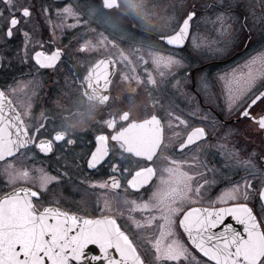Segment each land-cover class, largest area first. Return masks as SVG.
Wrapping results in <instances>:
<instances>
[{
    "label": "snow or ice",
    "instance_id": "obj_1",
    "mask_svg": "<svg viewBox=\"0 0 264 264\" xmlns=\"http://www.w3.org/2000/svg\"><path fill=\"white\" fill-rule=\"evenodd\" d=\"M76 2L0 0V264H264V0H174L136 34L149 122L176 137L163 178L156 153L129 166L115 124L69 137L43 111Z\"/></svg>",
    "mask_w": 264,
    "mask_h": 264
},
{
    "label": "flooded vegetation",
    "instance_id": "obj_2",
    "mask_svg": "<svg viewBox=\"0 0 264 264\" xmlns=\"http://www.w3.org/2000/svg\"><path fill=\"white\" fill-rule=\"evenodd\" d=\"M173 2L85 0L81 3L77 0L73 4L71 10L83 13L85 19L66 38L70 62L67 81L52 94L48 107L43 109L54 118L60 134L80 137L115 124L117 143L129 166H145L144 161L136 158L152 152V140L141 137L151 135L152 130L141 132L137 123L158 111L160 105L158 93L144 70L143 60H150L151 56L136 34L152 36L164 30ZM93 10L103 15L104 23L97 22L91 14ZM78 22L76 17L75 23ZM42 95H48L47 85ZM163 127V142L160 141L153 161L157 175L162 167L170 169L169 154L175 155L171 150L176 137L169 133L166 123ZM96 196L101 203L111 199L107 191L98 190Z\"/></svg>",
    "mask_w": 264,
    "mask_h": 264
},
{
    "label": "water",
    "instance_id": "obj_3",
    "mask_svg": "<svg viewBox=\"0 0 264 264\" xmlns=\"http://www.w3.org/2000/svg\"><path fill=\"white\" fill-rule=\"evenodd\" d=\"M155 121H151L149 122V118L144 119L140 122L137 123V127L138 129H140V131H150L152 130V134L145 136V134H142L141 137L142 138H146V139H151L152 140V144H153V150L151 153H155L156 149L158 148L160 141H161V133L159 131L160 125H155ZM150 153V154H151Z\"/></svg>",
    "mask_w": 264,
    "mask_h": 264
},
{
    "label": "rangeland",
    "instance_id": "obj_4",
    "mask_svg": "<svg viewBox=\"0 0 264 264\" xmlns=\"http://www.w3.org/2000/svg\"><path fill=\"white\" fill-rule=\"evenodd\" d=\"M167 171H168V169H167L166 167H162V168L160 169V172H159L158 177L163 178L164 174H165Z\"/></svg>",
    "mask_w": 264,
    "mask_h": 264
}]
</instances>
